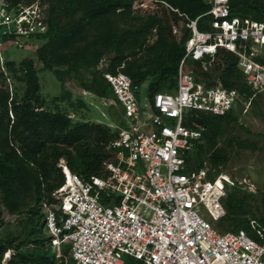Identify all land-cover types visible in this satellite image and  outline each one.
Wrapping results in <instances>:
<instances>
[{
	"label": "built area",
	"instance_id": "obj_1",
	"mask_svg": "<svg viewBox=\"0 0 264 264\" xmlns=\"http://www.w3.org/2000/svg\"><path fill=\"white\" fill-rule=\"evenodd\" d=\"M155 3L133 5L144 12ZM42 4L0 0V52L8 44L41 42ZM207 4L193 19L184 15L189 38L174 87L149 95L144 106L140 85L118 69L108 71L105 57L98 60L96 70L122 109L125 126H109L118 136L109 142L115 160L103 176L84 179L62 159L57 163L63 182L41 208L43 232L64 264H264V231L256 229L254 237L243 230L220 231L223 186L209 178L207 168H186V153L205 129L197 113L225 115L264 91V22L232 15L229 0ZM221 50L234 56L247 99L218 77L196 80L187 67L188 61H199L208 72Z\"/></svg>",
	"mask_w": 264,
	"mask_h": 264
},
{
	"label": "trees",
	"instance_id": "obj_2",
	"mask_svg": "<svg viewBox=\"0 0 264 264\" xmlns=\"http://www.w3.org/2000/svg\"><path fill=\"white\" fill-rule=\"evenodd\" d=\"M134 1L41 0L48 6L46 30L40 35L41 45L36 49L42 68L50 71L61 84L66 78H72L82 90L105 98L112 92L96 65L104 54L110 53L107 70L111 73L118 69L137 85L147 81L149 95L172 89L189 38L184 15L193 19L205 12L207 0H156L157 8L145 15L132 14ZM229 5L232 15L245 21L264 22V0H229ZM204 23L206 18L199 20V28ZM187 64L196 80L218 77L225 87L238 90L244 99L250 96L231 53L219 51L208 72L202 70L199 61ZM81 70L87 71L88 76L82 77ZM21 72L20 80L25 88L19 99H9L8 93L0 89V223L3 209L11 214L25 212L27 216L20 225L28 231L35 247L22 250L20 243L0 240V259L7 249H12L14 253L8 264H55L54 252L49 253L50 237L43 232L41 207L44 201H53L51 192L63 182L57 163L62 159L70 172L84 179L103 176L115 160L109 148L113 135L108 125L86 120L73 122L68 113L46 108L39 92L37 70L30 60L22 62ZM70 98V91L61 86L60 95L52 101ZM70 105L76 109L86 106L81 97H76ZM236 112L220 116L196 114L205 129L186 153L188 170H194L188 167L190 151L194 148L199 154L213 150L210 157L213 166L228 159L235 139L230 137L223 148H217L216 144L229 131L228 124L237 120ZM199 168L200 165L196 169ZM248 197L234 188L226 189L225 215L220 220L230 218L231 231L242 228L249 231L247 219L241 217L249 206ZM260 222L264 225V220ZM63 254H67V249H63ZM58 259L64 264L62 258ZM68 263L72 264L70 260ZM126 264L139 263L127 260Z\"/></svg>",
	"mask_w": 264,
	"mask_h": 264
},
{
	"label": "rangeland",
	"instance_id": "obj_3",
	"mask_svg": "<svg viewBox=\"0 0 264 264\" xmlns=\"http://www.w3.org/2000/svg\"><path fill=\"white\" fill-rule=\"evenodd\" d=\"M43 30H46L47 2H43ZM157 7L151 5L146 11L142 12L135 5L132 6L133 15H145L152 13ZM43 32V33H44ZM154 39L151 36L150 41ZM41 45L40 41L30 44L28 47H18L14 44L4 46L0 52V89L6 91L9 99L12 97L20 98L23 94L25 85L20 80L22 77V62L30 60L37 70V78L40 86V95L46 101V108H58L69 114L70 119L75 121H92L103 123L108 126L123 125V111L115 102L114 97L109 93L105 98L95 95H83L80 91L78 81L65 79L61 84L54 75L42 68L37 60L36 49ZM111 54H104L105 62L108 64ZM11 63L9 66L6 63ZM190 68V64H187ZM82 77H87V71H80ZM61 86L70 91V100L52 101V98L60 95ZM148 82L140 84L138 99L141 106H144L149 99L147 92ZM76 97H81L85 103L84 108L76 109L70 105L74 103ZM237 120L230 122L229 131L223 137L217 139L216 147H225L227 140L235 139L234 148L230 152L228 159L216 166L210 164V157L213 150H207L199 154L197 149L190 151L188 167L196 169L199 165L207 168L208 176L212 180L218 181L226 189L234 188L241 194H248V207L241 217L247 219L249 231L242 228L248 234H256V229L264 231V91L256 94L250 103L239 106L236 112ZM244 145V147H241ZM215 147V148H216ZM60 162V161H58ZM61 169V167H60ZM224 200V199H223ZM25 212L20 214L8 213L5 209L1 212L0 240L2 242L11 241V244L20 243V249L33 250L34 244L27 235V230L20 225L26 218ZM218 229L231 231L232 222L229 218L217 221ZM253 232V233H252ZM32 237V236H31ZM47 246V243H45ZM52 247L49 253L52 254ZM14 250L7 249L1 259L0 264H8V259L13 255ZM16 260V259H14ZM55 264H60V260L55 257ZM69 264V263H67Z\"/></svg>",
	"mask_w": 264,
	"mask_h": 264
},
{
	"label": "crops",
	"instance_id": "obj_4",
	"mask_svg": "<svg viewBox=\"0 0 264 264\" xmlns=\"http://www.w3.org/2000/svg\"><path fill=\"white\" fill-rule=\"evenodd\" d=\"M80 89V91L82 90L81 88H79ZM81 92H83V95H93V94H91V93H89V92H87V91H84V90H82ZM83 100V99H82Z\"/></svg>",
	"mask_w": 264,
	"mask_h": 264
},
{
	"label": "water",
	"instance_id": "obj_5",
	"mask_svg": "<svg viewBox=\"0 0 264 264\" xmlns=\"http://www.w3.org/2000/svg\"><path fill=\"white\" fill-rule=\"evenodd\" d=\"M112 135H113L114 137H117V136H118L117 131H114V132L112 133Z\"/></svg>",
	"mask_w": 264,
	"mask_h": 264
},
{
	"label": "clouds",
	"instance_id": "obj_6",
	"mask_svg": "<svg viewBox=\"0 0 264 264\" xmlns=\"http://www.w3.org/2000/svg\"><path fill=\"white\" fill-rule=\"evenodd\" d=\"M60 167V166H59ZM66 168H67V166H66ZM67 170H69L68 168H67ZM70 171V170H69ZM61 172H62V170H61ZM62 174H63V172H62Z\"/></svg>",
	"mask_w": 264,
	"mask_h": 264
}]
</instances>
